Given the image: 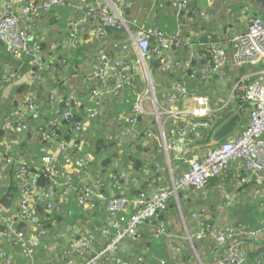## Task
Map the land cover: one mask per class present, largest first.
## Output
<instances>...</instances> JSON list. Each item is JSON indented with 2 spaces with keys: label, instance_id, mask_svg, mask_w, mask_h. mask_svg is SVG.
Masks as SVG:
<instances>
[{
  "label": "built area",
  "instance_id": "obj_1",
  "mask_svg": "<svg viewBox=\"0 0 264 264\" xmlns=\"http://www.w3.org/2000/svg\"><path fill=\"white\" fill-rule=\"evenodd\" d=\"M171 1L177 10L178 20L187 18L191 0ZM240 1L245 2L246 10L238 11L234 6L228 7L227 12L237 15L241 13L245 17L242 24L246 29L235 31L224 43L221 38L224 29L219 38L206 31L192 40L184 36L183 21L179 22L174 34L151 24L141 25L137 20L127 17L126 10L131 7L128 0H78L76 8L82 14L70 17V34L65 45L78 48L83 43L99 41L98 52L85 70L87 97L77 89L67 95L62 92L59 95L56 89L51 88L47 100H40L37 84L48 85V74L56 67L30 31L33 32L42 17L49 19L57 8L72 7L71 2L3 0L0 5V40L16 58L22 59L29 53L32 59L26 71L8 67L0 75V88L5 85L3 95L6 98L13 99L10 93L13 87L22 84L31 87L15 110L4 119L1 127L9 135L20 130L24 132L19 139L11 140L9 135H5L0 141V190L8 189L13 178L17 179L19 186L17 208L11 210L0 205V223L3 225L0 228V264H19L16 251L3 242H14V249L20 252L26 264H40L35 256L41 249L51 250L55 254L54 258L59 261L60 247L53 238H56V234L52 232L57 228L62 233L66 228L65 236L68 238L70 235L69 246L75 255L69 264H127L125 258L120 256L126 239H136L146 229L152 230L156 238L167 235V222H154V219L166 210L171 196L178 199L182 190L205 189L212 178L228 175L233 165L234 173L241 183L264 180V0ZM216 2L208 0L211 7ZM259 3L262 6L261 13L257 9ZM197 14L193 13L189 21L196 22L199 15L203 19L212 15L210 10ZM108 26L122 30L127 35L123 41L113 40L114 47L122 52L117 57L106 48ZM227 45L232 49L230 52ZM132 47L136 51L134 57L131 54ZM175 47L187 49L188 56L176 57L172 51ZM232 61L238 67L254 66L258 70L247 73L232 84L227 79V70ZM62 64L67 63L62 61ZM153 64H156L155 70L164 78L166 86L161 98L157 96ZM141 79L146 81L148 89L137 97L133 113L125 118L121 137L143 135L147 139L162 142L167 169L173 178L170 185H167L166 167H150L146 186L132 196L119 183L134 179L132 169L129 166L130 170L124 168L118 159L112 165L118 169L116 172L112 168L106 172H102L104 169L91 171L89 167L96 156L84 137L102 121L107 99L121 97L125 90L136 88ZM187 80L210 87H214L217 81L219 88L227 92L225 101L222 100V108L212 107L209 91L202 94L191 91ZM149 100L154 111L148 108ZM239 100L248 104L246 111L249 119L246 127L217 146L210 147L202 157L194 155L193 150L197 145L190 136L213 130L218 113ZM86 101L91 106H86L85 114L81 115L79 112ZM152 114L157 117L155 123L161 140L151 128L153 125L138 131L140 118ZM30 116L41 118L43 122L34 133L44 140L39 145L37 166L43 168L49 176L50 183L46 186L41 183L40 173L32 170L28 161L14 155L15 147L28 140L27 134L32 133ZM64 120H70L68 126L62 125ZM60 125L68 129L67 134L71 136L69 140L59 139L60 133L54 132ZM100 129L98 126L94 131ZM173 161H182L187 168L179 170ZM12 171L15 173L12 174ZM176 174H180L178 178L174 177ZM108 176L112 178L115 187H119L111 196L103 191ZM73 204L88 212L102 208L105 210L108 217L98 229L103 240L100 248L95 250V246L99 247L95 229H90L84 235L81 228L76 226L69 228L72 230L69 233V225L60 220L66 212L73 214L74 208L70 207ZM38 207L44 208V213L52 220L53 229L41 225L44 218ZM205 218L204 210L193 211L190 219L197 222L198 230L194 234L188 230L186 239L172 242L171 253L176 264H180L183 258L185 241L192 243L194 239L211 238L218 246H228L218 264L240 263L245 258L246 247L261 242L264 244V225L253 229L231 224L213 228L206 223ZM21 224L24 227L19 228ZM170 236L175 237L173 234ZM257 264L264 262L259 260Z\"/></svg>",
  "mask_w": 264,
  "mask_h": 264
},
{
  "label": "crops",
  "instance_id": "obj_2",
  "mask_svg": "<svg viewBox=\"0 0 264 264\" xmlns=\"http://www.w3.org/2000/svg\"><path fill=\"white\" fill-rule=\"evenodd\" d=\"M128 1L131 5V7L129 8L130 9L129 13L131 12V14L128 16L130 17L129 19L133 20V18L131 17H134L135 20H137L138 22L140 21L144 25V24H150L149 22H151L154 18L158 17V13H157L155 17L152 14H150L149 17L144 19V17L147 15L145 8L149 7L151 3L154 2V0H128ZM216 1L220 2L221 7H223L226 3V0H216ZM238 1L242 2L240 0ZM2 2L3 0H0V5L2 4ZM70 2H71L72 7L57 8L54 12L51 13L49 19H45V17L44 18L42 17V19L38 21L37 27L33 29V32L30 31L31 34H33L36 37L37 43H39L40 45L44 44L43 49L45 50L46 54L50 58V62L51 61L55 62L54 66L56 68L53 69L52 72L48 74V78H47L48 85H44L45 86L44 92H43L44 100H47V95L51 88L56 89L59 95H60V92H62V94L64 95H67L73 89L78 90L82 88V90L81 91L79 90L80 92L79 91L78 92L81 95H84L85 92L83 89L85 88V80H84L85 70L92 64L94 55L95 53L98 52L97 51L98 50L97 47L99 46L98 40H94L93 43H83L78 48H70L65 45L67 39L69 38V34H70L69 26H68L70 17H73V16L79 17L82 14V12L78 11L76 8L78 0H70ZM147 3H149L148 6L144 7ZM236 4L237 3H235L236 10L238 11L246 10V5L240 8V7H236ZM167 7L168 9H166ZM190 7L193 10V13L195 14L199 13L200 11H209V10H210V13L212 14V11L216 9V4L213 7H211L210 4L208 3V0H191ZM257 7L259 11L262 10V6L260 3L257 5ZM173 8L174 6L172 4V28H166L164 26L165 29L168 32H172V34H174L175 31L177 30V27H176L177 25L175 24L176 18L173 13L174 12ZM159 9H161L163 12H169L170 10L169 6L167 5L160 6ZM200 18L203 19L202 17ZM244 18L245 17H243L241 13L239 15H237L236 13L230 14L229 21L224 25V29H225L224 31L226 30L230 31L229 37H231L235 31H242L246 29V26L242 24V22L244 21ZM192 31H194V35H196V38H197V36L199 35L202 36L203 33H205L206 31H210V30H205L204 32H201V33L196 32L194 29H192ZM229 37H225L224 34H221V38L223 39L224 43L228 41ZM106 46L108 47V49L112 52V54L115 57L122 54L120 50L113 48L114 45H113L112 38L107 39ZM118 51L119 53L117 54ZM172 51L174 52L173 54L179 58L188 56V52L185 51L184 47L183 48L175 47ZM135 52H136L135 48L132 47L131 54L133 57L135 56ZM62 61H66L67 64L66 65L62 64ZM257 70L258 68L254 66L238 67L234 64L232 65V67L228 68L227 70V79L229 80L230 83L234 84L237 80H239L241 77H243L247 73L248 74L254 73V72H257ZM66 79L68 81H65ZM187 83H188L187 84L188 87L193 92L197 91L198 93L202 94V93H206L209 91L211 98H212V104H211L212 107L215 106L218 109L222 108L223 106L222 100L225 101V98L227 97V92L222 91L219 88V83L217 81L214 82V87L203 85L199 82H194L191 80H187ZM79 84H81V86ZM138 84H139L138 87L134 89L129 88L125 90V92L121 95V97L116 98L118 99L117 101H108L107 99L105 103V108H104V115L102 118L100 117L102 121L98 125L100 126L101 129L97 131H94L93 129L91 135H96L97 132H100L102 130V122L107 121L108 118H110L111 116L113 117L116 115L114 119L115 121H120L121 118H123L124 121L126 122L125 118L130 116L133 113L134 103L137 101V96L142 93L140 91L145 89L146 81L141 79L139 80ZM165 89H166V86H164L163 89L157 91V96L159 98L163 96ZM236 102L237 101L232 102L231 103L232 105L230 106L233 110H235L232 115H234L235 113H239L241 115V113L236 110V107H235ZM239 107L240 106H238L237 108ZM148 108H151L154 111L153 104L151 103L150 100L148 101ZM220 112L218 114H220ZM79 113L81 115H84L85 111L82 110ZM242 117L245 121V124L242 123L243 121ZM147 119L148 121H146ZM248 119H249V115L247 114V111H246L245 113H243V115H241V121L239 122V125L233 134L243 130L246 127ZM156 120H157V117L155 114H152L149 116H142L140 118V125H143V127L145 128L150 127V125H153L151 128L155 131V134L161 140L162 137L155 123ZM124 121L122 122L120 121V124L124 123ZM120 124H119L120 128L119 127L115 128V130L110 129L107 133H105V130H102V133L96 137L104 136L106 138H110L111 140L118 141L119 148H121L124 151H127L124 156L122 155L119 158L121 161V164L124 168H126L125 166L127 165L126 169L130 170L128 169L129 165L124 163L123 158L129 160L130 159V155L128 153L129 149H132V151H134V149L136 148V151H138L137 146L142 141L143 143H146V141L150 139L145 138L143 135L138 136V137H135V135H133V138H136L135 142L137 146L130 145L128 144V142H126L125 138L118 139L120 137V134L123 128V126L122 125L120 126ZM119 130H120V133H118ZM215 130L216 128L213 127V134ZM213 134L211 135L210 140L213 139ZM263 139H264V135H263ZM121 140H125V142L122 144ZM210 140L206 142L205 145H203V146H206L205 148L201 147V148H196L195 151L193 150V154L194 155L196 154L197 157H202L203 155H205L206 154L205 152H207L210 149V147L214 146V145L212 146L208 145ZM26 146L28 147L29 152L31 153V158L28 157V153H29L28 151L26 153H23L22 158L25 157V159L27 160L29 158L31 159V162H35L38 165L39 164L38 162L39 145H37L35 141H32V142H29ZM163 153L164 154L162 155V160L164 164H161V163H157V164L161 167H166L167 169V160H166V155H165L164 150H163ZM98 157H101V156H98ZM156 158L157 157L154 154L150 155L149 153V158L147 162L148 165L143 166L140 170H138V174L134 175V179H131V180L129 179L126 182L119 181V183H121L120 186L127 189V191L131 186H136L138 188L145 187L147 180H148L147 172L150 168V165L153 164L152 162H154ZM176 166H179V170L187 168V165L184 163L179 164V165L176 164ZM234 168L235 167L233 165V169L230 170L228 175H222L221 177H216L217 180L214 183L210 184L207 188L202 189V190H197L199 191L200 200L202 203H205V204L209 203V205H211V210L208 211V217H210V219L213 221V223L217 225V227L218 226L221 227L226 224L236 225V223H240L238 224L239 227H246L248 229L261 227L264 225V180L263 181H251L250 183H245V184L241 183L234 173ZM165 174H166V177L168 178L167 185H170L171 178H173V175H171L168 169L166 170ZM179 175L180 174H176L174 177L178 178ZM118 188L115 187V184L112 181L111 177L108 176L105 179L104 189L107 192H110L111 195L115 194ZM73 205H74V208L77 210L78 209L77 206L75 204ZM98 212L106 213L103 208L99 209ZM172 216H173V213H172ZM189 223H193L194 227H193V230L191 231L189 227H186V232L189 230L191 234H194L196 230H198L197 222L193 219ZM1 225L2 224L0 223V226ZM70 231L72 232V230H69V233ZM66 234H67L66 228L63 233L57 228V232H56L57 238L58 236L61 235V237L64 238V241H65V239L67 238L65 236ZM173 235L176 238H178V240H181L180 236L177 233H173ZM188 246L189 247H185V248H187V250L189 248L190 252L192 251L193 255H195L197 253L195 246L189 242H188ZM42 250L44 249H41L39 252L40 254L39 261H40V264H45L46 261L44 259L46 255H45V252H43ZM246 250H247V256L243 261L240 262V264H256L257 258L264 259V245L263 244H251L246 248ZM200 253L205 259L204 260L205 264H218V260L225 253V250L219 247L217 243L213 241L209 245L206 244V245L201 246ZM161 258L157 259L154 253L149 254V257H148V259L151 260V262L152 260L154 261V259H157V261L161 263V260L165 258L164 260H166V263L176 264L175 260L173 259V256L171 257L169 253H168V258L166 256L161 257ZM17 260L19 264H26L25 259L22 257H18ZM157 261H154L153 264L154 263L157 264ZM187 264H199V263L193 257H191V259H189Z\"/></svg>",
  "mask_w": 264,
  "mask_h": 264
},
{
  "label": "trees",
  "instance_id": "obj_3",
  "mask_svg": "<svg viewBox=\"0 0 264 264\" xmlns=\"http://www.w3.org/2000/svg\"><path fill=\"white\" fill-rule=\"evenodd\" d=\"M165 3H167L169 5V12H163L160 8V6L165 5ZM191 3V2H190ZM236 4V7H243V3L239 2L238 0H226V3L223 7L220 6V2H216V9H214L212 11V15H210V18L208 19H201L200 17H197V21L196 22H190L189 21V17L193 14V10L190 7V10L187 11V18H181L178 20V18L176 17V8H173V13L175 15L176 21L175 24L178 26L179 22H184L185 26H184V30H185V37L187 38L188 36L190 37V39L192 40H196V35H191L192 29H194L196 32H204L205 30H210V32H212L213 34L217 35V37H220V32H222V29H224V25L229 21L230 18V14H228L227 9L228 7H234ZM149 3H147L144 7H147ZM172 1L171 0H154L153 3H151V5L147 8H145V11L147 12V15L144 17V19H146L147 17H149L150 14H152L154 17L157 15L158 13V17L154 18L151 22H149L151 25H154L156 27H158L160 30L163 31H167L165 29L166 28H172ZM130 9L126 10V15L127 17L131 14V12L129 13ZM130 18V17H128ZM133 19H135L134 17H131ZM140 24L143 25V23H141L140 21L138 22ZM145 23V22H144ZM165 26V27H164ZM176 26V27H177ZM220 27V28H219ZM225 30V29H224ZM106 32L108 35V38H112L114 41H123L127 38V35L124 31L122 30H118L114 27H106ZM230 31L226 30L224 32V36L225 37H229L230 36ZM227 47L229 48L228 51H231V47L227 45ZM41 48L42 50H44V44H41ZM106 48H108L106 46ZM114 49H117L113 46ZM118 50V49H117ZM185 51L187 52V49H185ZM203 52V51H202ZM119 53V51L117 52V54ZM32 59V54H25L23 56L22 59H18L16 58L7 48L6 44L4 42H2L0 40V75H2L3 72H6L8 67H12L15 70H21V72L26 71L27 69H29V67L31 66V61ZM232 65H234V62L232 61L229 68L232 67ZM155 66L156 64H153V76L155 78V82L157 84V91L161 90L164 88V86H162V82H163V77H160V75L156 72L155 70ZM231 75V74H230ZM65 81H68L67 79ZM81 86V84H79ZM44 85L42 84H37V94L40 100L43 99V92H44ZM4 88L5 85L3 87L0 88V141L3 140V137L5 135H9L6 132L2 131L1 127H2V123L4 121V119L10 115L15 108L18 106L20 99L22 98V96L27 93V91L31 88L29 85L26 84H22V85H18L16 87H13L10 91L11 94H13L12 98L13 99H9L6 98L5 95H3L4 93ZM36 88V86H35ZM81 91L82 88L78 89V91ZM85 92V88L83 89ZM79 91V92H80ZM86 92H85V97L86 96ZM238 106H240L239 108H237ZM86 107V104H84L82 106V110H84ZM235 107L236 110L239 111L241 113V115H243V113L246 112V108L248 107V104L245 103L243 100H239L235 103ZM85 111V110H84ZM235 110H233L231 107L228 108H224L221 110L220 114L218 117H216V122H214V126L215 128L219 127L221 124H223L234 112ZM243 119V117H242ZM70 120H64L62 121V125L63 126H68L69 125ZM248 122V121H247ZM30 125L32 126V133L31 134H27V139L23 142H21V145L18 144L15 147V151H14V155H16L18 158H22L23 157V153H26L28 150V147L26 146L30 141H35L37 143V145H40L44 142V140L38 138L34 131L35 129L41 124L42 119L35 117V116H30V121H29ZM243 124H245V121L243 119L242 121ZM113 130H115V126L113 127ZM24 132V130H20L17 133H10L9 137L11 140L14 139H19V137H21ZM54 132L56 133H60V137L59 139L62 140H69L70 139V135L67 134L68 129L65 127H61L58 126L57 128H55ZM91 132L86 133L85 135V139L87 141H89L88 146L89 149L95 154L96 158L95 160L90 164L89 169L91 171H98V170H102L104 169L102 172H106L108 170H112L114 172H116L118 169L113 168L112 165L114 163V160H118L122 155L124 156L126 154L127 151L122 150L121 148H119L118 146V141L115 140H111L110 138H106L104 136L102 137H96L94 135H91ZM239 133V132H237ZM213 134V130L210 131H202L199 134H193L190 136V139L194 142V144L197 145V148H205L206 146H203L206 144V142H208L210 140L211 135ZM226 139L218 142L216 145L212 146L215 147L218 144L222 143L223 141H225ZM149 144V143H148ZM147 143H143V141L137 146L138 151H132L129 153L130 155V159L129 161L131 163H133V166L135 168L136 171L140 170L143 166H147L148 165V158H149V153L151 150V146L148 145ZM155 144V143H154ZM153 144V145H154ZM25 149H24V148ZM156 151L158 150L159 153H156V151H154L155 156L157 157L156 160L154 162H152L153 164L150 165V167L154 168L156 165H158L157 163H161L164 164L163 160H162V155L160 152V149L158 148V145L154 146ZM101 156V157H98ZM28 157L31 158V153H28ZM25 159V157L23 158L24 160L28 161V165L29 167L34 170V171H38L41 175V183L46 186L49 182V176L44 172L43 168L37 166V164L35 162H31V159ZM173 165L176 164H182V161H173L172 162ZM130 165V164H129ZM112 168V169H110ZM15 171H12V174H14ZM217 180V178H212L209 183L208 186L212 183H214ZM18 181L16 178H13L10 182V185L8 187V189H2L0 190V205H4L6 207H9L11 210L16 209L17 207V196H18ZM143 188H138L136 186H131L128 189V193L129 195L135 196L138 193H140L142 191ZM103 191L106 192L107 195L111 196L110 192H107L104 188ZM68 208V207H67ZM77 210L73 209V214H68L67 212L60 218L61 221H63L64 223L68 224V231L70 230L69 228L71 227H80V231L82 234H87L88 231L91 229H95L96 234L98 235V244L99 247L95 246V250L97 248H100V242H102V237L101 235H99V231L98 229L103 226L105 224V221L107 219V214L106 213H99L97 211V209H95L93 212H88L84 209H81L77 206ZM196 210H204L206 213V218L205 221L207 224L211 225L213 228H219V226L217 227V225L215 223H213V221L210 219V217H208V211L211 210V205H209V203L205 204L202 203L200 200V196H199V191L195 190V189H188V190H182L179 192V196L178 199L175 198V196H171L168 206L166 208V210L162 211L161 213H159L157 215V217L154 219V222H158L159 220H165L166 222H168V216H170L169 214L172 213H178L179 216L180 214H182V216L184 218H186L188 220H191V214L193 211ZM38 211L39 213L42 215V217L44 218L42 221V226L45 228H50L52 229L53 226L51 224L52 220L49 219L48 215L44 213V208L43 207H38ZM67 211V210H66ZM168 224V223H167ZM238 224L240 223H236L235 224H231L234 225L235 227H239ZM243 225V223H242ZM245 225V224H244ZM3 225L0 226V228H2ZM19 228L24 227V225H19ZM222 227V226H221ZM169 228V227H168ZM53 234L55 235L57 232V229H53ZM173 226H172V234H173ZM169 232V229H167V235L163 236L162 238H156L154 236V232L151 230L149 231L148 229L146 230H142L141 236H138L136 239H126L125 240V247L122 250V252L120 253V256H123L125 258V261L127 264H142V257H140L137 262H133L132 258L134 256V254L132 253L133 249L136 248H142V250L144 248L147 249H151V253H154V255L156 256L157 259L166 256L168 258V253L166 252L165 255H162L160 252H162L161 247L165 246V243L162 245V241L161 239H166L169 240L170 243L172 242H178L181 240H178V238L170 236L172 235ZM59 237V236H58ZM152 239V243L147 244L146 240H148V238ZM55 239V243H57V246L59 245V250L61 252V257L59 259V261H57L55 257L54 252H52L51 250H42L43 252H45V261L46 263H51V262H55L56 264H69L70 259L72 258V256H74L75 254L73 252H71V246H69V239H70V235L68 236V238L64 241V238L61 239H57V237H53ZM176 239L178 241H176ZM213 242V240L211 238H208V240L203 239V240H193V244L196 248V251L198 252V254L200 255L201 259L203 260V262L205 263V259L203 258L202 254L200 253L201 250V246L206 245V244H211ZM188 243V242H187ZM216 243V242H215ZM3 244H6V246H8L9 248H11L12 250L16 251V254H18V257H20V252L16 249H14L13 246H15L14 242H3ZM260 244H263L262 242ZM103 245V242H102ZM147 245V246H146ZM264 245V244H263ZM145 246V247H144ZM186 247V244H185ZM222 249L225 250V253L227 251L228 246H219ZM247 248V247H246ZM246 250V249H245ZM40 252V250H39ZM149 252V254H151ZM164 253V252H163ZM225 253L221 256L220 259H222L225 255ZM142 254V253H140ZM143 258H146L148 255H146V253H143ZM171 255V253H170ZM153 256V255H151ZM247 256V250H246V254L245 257ZM191 257H193L194 259L196 258L195 255H193L190 251L187 250V248H184L183 251V258L180 261V264H187L189 259H191ZM206 257V256H205ZM35 259H37L38 261L40 260V254L38 253L35 256ZM157 259H154V261H157ZM162 259V258H161ZM160 259V260H161ZM165 258H163V260H161V263H159L157 261V264H166V260H164ZM219 259V260H220ZM76 261L78 259H75ZM218 260V261H219ZM256 264L259 260L264 262L263 258H257L256 259ZM152 260V264L154 262ZM40 262V261H39ZM148 262V261H147ZM45 263V264H46ZM155 264V263H154ZM168 264V263H167ZM172 264V263H170ZM235 264H240L235 263Z\"/></svg>",
  "mask_w": 264,
  "mask_h": 264
},
{
  "label": "rangeland",
  "instance_id": "obj_4",
  "mask_svg": "<svg viewBox=\"0 0 264 264\" xmlns=\"http://www.w3.org/2000/svg\"><path fill=\"white\" fill-rule=\"evenodd\" d=\"M169 6L167 3H165V6ZM166 9H168V7L166 8ZM260 13H261V11H260ZM157 82V81H156ZM155 82V83H156ZM138 85L139 84H137V87H138ZM162 86H164V83L162 82ZM156 87H157V84H156ZM148 89V87L146 86V88L145 89H143L142 91H140V92H142L141 94H143L144 92H145V90H147ZM141 94H139L138 96H140ZM137 96V97H138ZM118 99H108V101H117ZM86 106H88V103H87V101H86ZM150 111H153L152 109H150ZM116 116V115H115ZM115 116H111L110 118H108V120L107 121H103L102 122V130H105V133H107L110 129H112L113 130V127L115 126V128H118L119 127V124H120V121L122 122V121H124V119L123 118H121V120L120 121H115L114 119H115ZM151 119V118H150ZM146 121H148V119L146 120ZM99 122V121H98ZM96 125V124H95ZM123 126L124 127V125H125V121H124V123H121L120 124V126ZM98 127V125H96V126H94V128L93 129H95V128H97ZM120 128V127H119ZM143 129V125H139L138 126V131H141ZM102 130L100 131V132H97V134L96 135H94V136H99L101 133H102ZM122 132V131H121ZM118 133H120V130L118 131ZM118 139H122L121 138V134H120V137L118 138ZM125 140H126V142H128V144H130V145H136V138H133V135H131V137H128V138H125ZM125 140H121V143L123 144L124 142H125ZM146 141V140H145ZM88 143H89V141H87ZM146 143L148 144V145H150L151 146V150H150V155L151 154H154V151H156V149H155V145H158V148L160 149V152H161V155H163L164 153H163V150H164V148H163V146H162V142H160V141H156L155 139H150V140H147L146 141ZM155 143V144H154ZM154 144V145H153ZM137 146V145H136ZM163 149V150H162ZM29 150V149H28ZM136 151V148L134 149V152ZM130 152H132V149H129V153ZM156 153H159V151L157 150L156 151ZM155 155V154H154ZM123 161H124V163L125 164H130L129 165V167L132 169V172H133V174L134 175H137L138 174V171H136L135 170V168H134V166H133V163H131L128 159H124L123 158ZM126 168H127V165L125 166ZM70 207H72V208H74V205H70ZM75 209V208H74ZM208 214V213H207ZM170 216H168V229H169V232L172 234V226H173V232L174 233H177L179 236H180V239H181V241H182V239H186V237H187V235H186V227H189V229H190V231L191 230H193V223H189V222H191V220H188V221H186L187 219L186 218H184L183 216H182V214H180V216H179V214L178 213H174L173 214V216H172V211H171V214H169ZM173 219V220H172ZM250 229H252V228H250ZM184 230H185V232H184ZM184 232V233H183ZM177 235V236H178ZM62 237H61V235L57 238V239H61ZM162 241H160V242H162V245L165 243V246H163V247H161V249H162V252H160L162 255L164 254L165 255V253L167 252V253H171V251H172V249H171V244L172 243H170V241L169 240H166V239H161ZM176 241H178L177 239H176ZM184 241V240H183ZM146 243L147 244H149V243H152V239L149 237L148 238V240H146ZM185 244H186V247H189L188 246V243L185 241ZM192 244H193V241H192ZM194 245V244H193ZM147 246V245H146ZM190 246H192V245H190ZM145 247V246H144ZM142 248L143 247H141V248H136V249H133V251H132V253L134 254V256H133V258H132V260H133V262H137V260L140 258V257H142V261H143V263L142 264H152V262H151V260H149L148 259V257H149V252H150V250L151 249H147V248H144L143 250H142ZM193 248V247H192ZM188 251H190L189 250V248H188ZM164 252V253H163ZM197 252V251H196ZM140 253H142V254H140ZM143 253H146V255H148L146 258H143ZM191 253L193 254V252L191 251ZM196 256V258H195V260L196 261H198V263L199 264H205L204 262H203V260L201 259V257H200V255L198 254V252L195 254ZM171 257H172V253H171V255H170ZM152 258V257H151ZM148 261V262H147Z\"/></svg>",
  "mask_w": 264,
  "mask_h": 264
},
{
  "label": "water",
  "instance_id": "obj_5",
  "mask_svg": "<svg viewBox=\"0 0 264 264\" xmlns=\"http://www.w3.org/2000/svg\"><path fill=\"white\" fill-rule=\"evenodd\" d=\"M240 121H241V115L239 113H235L234 115H231L223 124H221L219 127L216 128L213 134V139L210 140L208 145L209 146L215 145L218 142L232 135L236 131Z\"/></svg>",
  "mask_w": 264,
  "mask_h": 264
}]
</instances>
